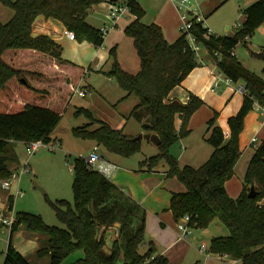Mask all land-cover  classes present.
<instances>
[{
  "label": "trees",
  "instance_id": "1",
  "mask_svg": "<svg viewBox=\"0 0 264 264\" xmlns=\"http://www.w3.org/2000/svg\"><path fill=\"white\" fill-rule=\"evenodd\" d=\"M104 0H0L14 10L6 22L0 21V180L8 178L16 158L12 143L35 140L51 141V134L63 117L79 80L85 73L80 65L62 55L61 44L49 35L33 34V24L39 15L56 18L77 39L89 40L96 46L105 42L101 28L87 21L89 11ZM136 16L125 28L132 37L140 57V70L126 71L117 58V49L110 53L114 62L108 74L115 77L139 102L131 116L142 121L143 130L161 138L160 152L141 161L143 169L151 171L163 159L168 163V176L177 178L186 187L172 194L170 209L176 221L190 215V225L208 227L220 220L229 234L211 239L210 251L227 254L240 264H264V140L256 148L247 167L244 188L238 197L229 195L226 182L234 175L241 156L240 134L249 109L257 100L264 104V78L247 69L232 50L240 42L247 43L264 23V0H257L244 9L241 28L233 35L211 33L196 22L193 33L207 51V58L222 73L235 82H245L244 100L239 111L228 118L227 137L216 125V115L208 121L207 141L213 147L210 157L200 166L181 165L170 147L190 133L189 120L204 100L194 93L187 103L168 99L201 60L184 33L169 42L161 26L145 23V10L137 0L130 3ZM216 52H219V57ZM264 59V50L257 53ZM24 79V80H22ZM91 122L73 129L76 136L92 139L109 152L131 157L142 149V140L133 139L123 128L98 121L87 108ZM217 113V112H216ZM182 120L176 127V118ZM74 203L60 199L54 203L56 214L65 227L49 225L40 214L28 211L16 213L11 225V237L3 264H31L13 245L14 231L21 226L39 235L38 257L48 256L49 264H61L77 250L84 256L70 264H169L164 254H157L153 239L147 234L146 207L106 175L88 167L84 157L74 161ZM255 185V197L248 195ZM14 207V196L8 197V208ZM117 232L110 248L107 233Z\"/></svg>",
  "mask_w": 264,
  "mask_h": 264
},
{
  "label": "rangeland",
  "instance_id": "2",
  "mask_svg": "<svg viewBox=\"0 0 264 264\" xmlns=\"http://www.w3.org/2000/svg\"><path fill=\"white\" fill-rule=\"evenodd\" d=\"M255 1L257 0H203V6L205 8L203 14L204 16L208 14L206 18L204 17V23L214 34L230 33L233 35L241 28V24L245 18L244 9ZM139 2L146 10L145 15L142 17L144 22L151 23L158 13H161L167 22L172 20V9L170 8L173 6L174 1L139 0ZM0 9V21L2 22L8 21L14 15V10L10 7L0 4ZM106 12V8L103 4H96L89 11L87 21L99 28L103 27L105 23H111V20L106 16ZM178 21L179 25H181V20L178 19ZM179 30L181 32L180 27ZM60 43L63 47L62 55L64 58L74 63L81 64V62L77 60V57L80 58L81 54L86 59L83 66L88 67L91 65V69L83 74L79 82L80 87L91 90L92 94L80 96L76 93L68 106L63 110V117L52 132L51 141L49 142L50 144H56L59 141L60 145H56V149L51 150L49 147L41 146L29 157L27 144L25 142L17 141L12 143L17 153V159L21 161L16 169L20 170L24 161L29 157L30 171L20 176L19 187L20 193H23L22 195H16V182L11 191H9L2 188V179L0 180V218L8 213H12L15 217L16 213L19 211H28L40 214L49 225L65 227L56 214L54 203L60 199L67 200L72 204L74 203L73 166L75 158L79 156L84 158L89 156L93 146L96 144L92 139H85L74 134V128L82 127L91 122V117L88 113L85 111L78 113V109H89L93 117L98 120L96 123L94 122V124H92V128L98 127L100 120L110 123L115 128H123L126 134L133 136L138 135L137 133L143 128L142 121L130 115L135 105L139 102V98L134 94L126 97L127 91L119 85L115 77L108 74L114 62V57L110 53V49L113 47L118 49V61L126 71L135 74L140 70V57L134 46L132 37L126 35L120 44L115 43L113 45L109 44L106 38L104 44L101 46H96L89 40L80 41L79 39L76 40L77 44H75V46L66 39L60 40ZM81 43L84 44L82 47L77 46ZM116 44L118 47L114 46ZM262 50H264V23L257 28L255 33L247 40V43L240 42L237 44L234 48V53L247 69L251 70L259 77L264 78V59L255 54L260 53ZM97 52L100 54L98 57H95ZM198 52L200 56H205L207 54L206 48L202 44H200V50ZM94 57L95 59L93 60ZM99 62L101 63L97 67ZM101 66L102 68L99 69ZM235 84L245 85V82L239 80L236 81ZM243 93H241L240 96H242ZM251 111L257 110L252 106L247 112L246 117ZM215 115L217 121L219 116L217 110L214 112V116ZM260 116L259 120L262 121L263 116ZM221 124L223 127L227 125L226 118L222 119ZM196 128L201 129L196 130L191 137L201 139L204 137L206 129L208 128V122ZM190 133L188 135H190ZM257 139H261V136L258 135ZM141 140V151L131 157H123L125 158L124 161L120 162L121 166L127 169L131 168L133 172L132 175H127L122 178V182L126 185H138L139 183H136V177L138 178L143 174L140 173V170L143 169L140 165L141 161L160 152L159 146L157 147L147 139ZM258 142L253 145L249 144L244 155L245 158L252 154ZM99 151L106 158L118 155L109 152L103 145H100ZM119 156L120 155H118V157ZM200 163L203 162L193 163L191 165L198 167ZM159 166L160 168H167L168 163L163 159ZM134 173H137L136 176ZM179 184L182 186L183 190L186 189L183 183ZM164 186L161 190L166 192V199L170 201V188ZM124 190L126 189L124 188ZM138 191H142L140 186H138ZM10 194L14 195V207L12 210L7 208L8 195ZM155 195L157 194L154 193L153 197ZM188 230L190 231L189 237L165 255L169 259V264H223L221 258L229 260L232 264H239L230 256H223L220 253L211 252L210 250V257L208 258L206 256L207 252H202L200 250V245H202V243H206L210 248L211 238L214 235L229 234V229L220 220L215 219L206 228H198L190 225ZM113 231L115 232V228ZM10 237L11 225L3 223L2 219H0V264L4 263ZM33 241L34 237L32 231L24 226L14 231L12 236L13 245L21 248L32 264H49L50 258L48 256H37L35 249L36 245L32 247ZM39 246L40 241L38 247ZM83 255V250H77L65 258L61 264H70V262L75 261Z\"/></svg>",
  "mask_w": 264,
  "mask_h": 264
},
{
  "label": "crops",
  "instance_id": "3",
  "mask_svg": "<svg viewBox=\"0 0 264 264\" xmlns=\"http://www.w3.org/2000/svg\"><path fill=\"white\" fill-rule=\"evenodd\" d=\"M137 1L139 2V0ZM170 9H172L171 21L167 22L162 16V14L158 13L154 21H152L151 23L154 22L159 24L164 32L166 39L169 42H174L181 35V32L179 30L180 25L178 21V19L180 18H179V12L175 6V2H173V6ZM203 11L205 12L204 6H203ZM205 15L206 17L208 16V14ZM135 18L136 16L134 14H130L122 17L118 21L116 27L111 29V32L108 35H106L105 38L107 39V42L111 45L115 43L120 44V42L127 35L125 33L126 26ZM67 31L68 29L66 28V26L62 21L52 17L47 18L44 15H39L33 24V34L35 36L42 34L49 35L53 39L57 40L59 43L60 40L66 39L75 46V44H77L76 43L77 39L76 40L70 39L67 34ZM226 34L232 35L230 33H226ZM117 44L114 46L118 47ZM82 45L84 44L81 43L78 44L77 46L82 47ZM99 54L100 53L97 52L95 54V57H98ZM95 57L93 58V60L95 59ZM201 58H202L201 65L195 67L187 75V77L183 80V82L180 85H177L170 92L168 96V99L170 100L179 99L183 103H187L190 99V94L194 93L204 100V104L193 113V115L189 120L188 125L190 127L189 129L191 130L190 135L185 136L184 138H180L177 142H175V144L170 149L171 154L178 158L179 163L181 165H186V164L191 165L193 163H198V162L204 163L212 154L213 147L207 141V137L210 131L207 128L204 137L201 139L193 138L191 137V135L195 133L196 130L201 129L196 127H200L204 124H207V122L214 116L215 110H217L219 112V116L215 124L216 125L219 124L222 126L221 124L222 119L226 118L227 125H224V127L222 126V128L224 130L225 135L228 137L230 133L228 118L239 111L244 100L243 91L237 88L239 85H236L235 82L233 84H227L225 81L220 79V76L224 77L225 74L221 73V71L218 69L216 64L213 63L212 60L207 58V54L205 56L201 55ZM77 60L81 62V64L78 63V65L84 68L85 72L91 69V65H89L88 67L83 66V64L86 62V59L81 54H80V58L77 57ZM100 63L101 62L98 63L97 67L100 65ZM100 68H102V66L99 67V69ZM241 93H243L242 96H240ZM260 115L263 116L262 114ZM260 115L259 112L257 111H251L244 121V128L240 134V149L242 153L239 161L235 166L234 175L226 182V189L229 195L235 198L241 194L244 188V184H245L244 178L249 162L253 154L255 153L258 145H260L261 142L264 140V123H263V119L262 121L259 120ZM181 123L182 120L178 115L176 118V127L178 129L180 128ZM141 132H146V131L143 130L142 128V130L139 131L137 134ZM258 135L261 136V139L259 140L257 139ZM257 142L258 144L254 147L252 154H250L251 156L248 155V157L245 158L244 155L249 147V144L253 145L254 143ZM156 146L158 147V145ZM15 154L17 155L16 152ZM104 158L110 162L115 163L118 166L117 169L114 170L113 174L109 176V178H111L115 183H117L123 189L125 188L126 191L131 196H133L135 199H137L147 208V221H146L147 234L151 239L154 240L157 247V254L161 253L167 255L175 246L179 245V243L181 242H184V240L189 237V233L186 236L182 237V233L178 228V224H177L178 221H176L173 211L170 209L171 200L169 199L170 201H168V199H166V192L161 190L164 185L169 187L170 188L169 190L171 191L170 198H172L173 192L183 191L182 186H180L179 184L181 182L175 177L168 176V172H167L168 167L160 168L159 166L160 164H159L151 171L142 169L140 170V173L143 174H141V176H139L138 178L136 177L137 179L136 183L139 184L126 185L125 183L122 182V178L126 177L127 175H132L133 172L131 171L132 170L131 168L127 169L121 166L120 162H123L125 158H123V156H121L120 158V156L118 157V155H114L113 157H109V158L106 157ZM20 162H21L20 159H17L16 156L11 166L12 169L15 170L16 168H18ZM203 163H200V165H202ZM138 186L141 187L142 191H138ZM154 193L157 195L153 197ZM7 208H8V204H7ZM11 214L8 213L4 215L11 216ZM32 233L34 237L32 247L36 245L35 249L37 250L39 245V235L34 232ZM107 234H108L107 246L108 248H110L113 239L116 237L117 232L116 231L114 232L113 229H111L108 231ZM225 235L227 234L214 235L212 238L216 236H225ZM108 240L109 243L111 242L110 244L108 243ZM16 249L19 250L23 255H25L21 248L17 246ZM221 260L223 261V264H232V262H229V260L227 259L221 258ZM234 260H236V262L240 264V261H238L237 259Z\"/></svg>",
  "mask_w": 264,
  "mask_h": 264
},
{
  "label": "built area",
  "instance_id": "4",
  "mask_svg": "<svg viewBox=\"0 0 264 264\" xmlns=\"http://www.w3.org/2000/svg\"><path fill=\"white\" fill-rule=\"evenodd\" d=\"M131 1L132 0H104L101 2V4H103V6H105L106 8L107 11L106 16L111 20V23H105L103 27H100L104 32L105 37L111 31V29L116 27L118 21L122 17L133 14L130 6ZM173 1L175 2V6L179 12V18L181 20V25H180L181 32L185 34L186 38L189 41L190 46L197 53L198 58L202 60L198 52L200 50V44L197 42V38L192 30L195 27L196 22H198L201 23L203 27L208 28V31L206 32L205 35L206 37H208L211 33H213L211 29L204 23L205 22L204 19L206 18V15L204 16L203 14L204 12L203 0H173ZM67 34L70 39L72 40L77 39L74 31L68 30ZM246 38L249 39V36H247ZM216 54L219 57L221 56L219 52H216ZM232 55H235L234 49L232 50ZM220 79L225 81L227 84H233L235 82L232 78L226 75L224 77L220 76ZM237 88L245 92V88L243 84H239ZM76 93H78L80 96H85L87 94H91V90L77 86L75 89V94ZM253 106L260 114L263 115V123H264V104L255 100ZM26 144H27V152L30 157L32 154L36 152V150L39 147L46 146L49 147V149L54 150L57 148L58 145H60V142L58 141L56 144H50L44 142L43 140H35V141L27 142ZM99 150H100V145L95 144L89 156L85 157L84 160L86 161L90 169L96 170L109 177L110 175L113 174L114 170L117 169L118 166L115 163L106 160ZM29 157L24 161V164L20 168V170L18 169L13 170L12 174L8 178H5L4 180L1 181L2 188L11 191V189L13 188L16 182V195L23 194L20 193L19 181L21 174L30 171ZM1 219L3 223L12 225V223L15 220V217L13 215L11 216L3 215ZM190 220H191V216L185 215L178 222V228L182 233V237L186 236L189 233L188 227L190 226L189 224ZM200 250L202 252H207L206 256L210 257V252H209L210 248L206 243H202V245L200 246ZM221 255L228 256L227 254H221Z\"/></svg>",
  "mask_w": 264,
  "mask_h": 264
},
{
  "label": "water",
  "instance_id": "5",
  "mask_svg": "<svg viewBox=\"0 0 264 264\" xmlns=\"http://www.w3.org/2000/svg\"><path fill=\"white\" fill-rule=\"evenodd\" d=\"M255 54H257V53H255ZM22 80H24V79H22ZM133 139H136V140H138V139H147V140L155 143L158 146L161 143L160 136L157 133H154V132H141L138 135L134 136ZM256 194H257V191L255 189V185H252L248 195L250 197H255Z\"/></svg>",
  "mask_w": 264,
  "mask_h": 264
}]
</instances>
